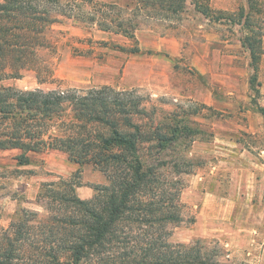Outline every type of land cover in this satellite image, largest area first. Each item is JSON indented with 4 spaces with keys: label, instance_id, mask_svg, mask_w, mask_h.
<instances>
[{
    "label": "rangeland",
    "instance_id": "1",
    "mask_svg": "<svg viewBox=\"0 0 264 264\" xmlns=\"http://www.w3.org/2000/svg\"><path fill=\"white\" fill-rule=\"evenodd\" d=\"M20 2L33 7L12 13L11 25L33 24L36 32L27 33L40 41L0 57V86H109L139 98L140 113L131 120L141 132L151 133L153 124L180 135L160 156L181 170L173 179L181 220L166 223L167 241H196L219 264H264V0H210L215 9L236 16L242 11L248 20L243 25L206 19L190 4L179 20L142 16L133 39L99 28L108 12L102 4L113 0ZM247 36L255 59L242 45ZM22 152L0 149V229L22 207L42 212L43 183L67 178L81 200L107 183L98 168L74 163L58 150L31 153L19 165Z\"/></svg>",
    "mask_w": 264,
    "mask_h": 264
},
{
    "label": "trees",
    "instance_id": "2",
    "mask_svg": "<svg viewBox=\"0 0 264 264\" xmlns=\"http://www.w3.org/2000/svg\"><path fill=\"white\" fill-rule=\"evenodd\" d=\"M19 1L0 3L3 59L16 47L40 41L27 33L36 32L33 24L18 20L11 25L12 13L33 7ZM119 1L102 4L108 12L98 26L130 39L141 25L140 17L179 20L187 4L209 20L248 23L242 11L236 16L215 9L210 0ZM242 45L255 59L250 37ZM138 104L131 93L109 86L49 91L0 86V149H23L16 157L19 165L28 163L31 153L58 150L74 163L98 168L107 179L105 185L94 186L89 200H81L67 178L41 184L42 212L22 207L9 227L0 229V264H219L216 254L196 241H167L166 223L181 220L173 180L181 170L161 162L160 156L180 135L175 130L159 132L153 124L151 133L141 132L139 123L131 120L140 113Z\"/></svg>",
    "mask_w": 264,
    "mask_h": 264
}]
</instances>
